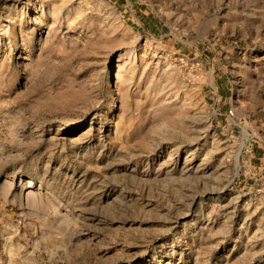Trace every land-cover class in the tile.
Listing matches in <instances>:
<instances>
[{"label":"rangeland","instance_id":"374dc122","mask_svg":"<svg viewBox=\"0 0 264 264\" xmlns=\"http://www.w3.org/2000/svg\"><path fill=\"white\" fill-rule=\"evenodd\" d=\"M0 264H264V0H0Z\"/></svg>","mask_w":264,"mask_h":264},{"label":"built area","instance_id":"2783aa9c","mask_svg":"<svg viewBox=\"0 0 264 264\" xmlns=\"http://www.w3.org/2000/svg\"><path fill=\"white\" fill-rule=\"evenodd\" d=\"M229 114H230V117H233V116H235V115H234V111H233V110H231V111L229 112Z\"/></svg>","mask_w":264,"mask_h":264}]
</instances>
